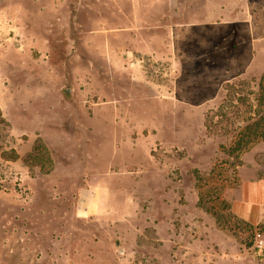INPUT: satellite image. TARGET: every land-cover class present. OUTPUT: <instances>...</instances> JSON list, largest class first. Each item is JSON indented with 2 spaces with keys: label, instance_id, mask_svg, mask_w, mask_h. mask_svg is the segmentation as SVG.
Segmentation results:
<instances>
[{
  "label": "rangeland",
  "instance_id": "rangeland-1",
  "mask_svg": "<svg viewBox=\"0 0 264 264\" xmlns=\"http://www.w3.org/2000/svg\"><path fill=\"white\" fill-rule=\"evenodd\" d=\"M261 75L264 0H0V264H264Z\"/></svg>",
  "mask_w": 264,
  "mask_h": 264
},
{
  "label": "trees",
  "instance_id": "trees-1",
  "mask_svg": "<svg viewBox=\"0 0 264 264\" xmlns=\"http://www.w3.org/2000/svg\"><path fill=\"white\" fill-rule=\"evenodd\" d=\"M256 86L257 90L252 98L237 99L245 106L243 118L238 116V108L235 111V119L240 121L238 124L230 122V118L223 112L222 105L216 110L220 113L206 115V128L220 130L222 135L224 134L225 146L222 147L229 157L238 159L239 155L252 145L264 141V75L260 76Z\"/></svg>",
  "mask_w": 264,
  "mask_h": 264
},
{
  "label": "crops",
  "instance_id": "crops-1",
  "mask_svg": "<svg viewBox=\"0 0 264 264\" xmlns=\"http://www.w3.org/2000/svg\"><path fill=\"white\" fill-rule=\"evenodd\" d=\"M247 191H254L258 192L257 198L252 199L250 196H245L240 203H234L232 205L233 211L241 218L248 220V221H257V217L255 213L257 210L262 211L264 206V181L255 183L253 186L249 185L245 188ZM247 191V192H248ZM245 192V193H247Z\"/></svg>",
  "mask_w": 264,
  "mask_h": 264
},
{
  "label": "built area",
  "instance_id": "built-area-1",
  "mask_svg": "<svg viewBox=\"0 0 264 264\" xmlns=\"http://www.w3.org/2000/svg\"><path fill=\"white\" fill-rule=\"evenodd\" d=\"M256 248H257V254L259 256H263L264 255V242L263 241L258 242L256 245Z\"/></svg>",
  "mask_w": 264,
  "mask_h": 264
}]
</instances>
